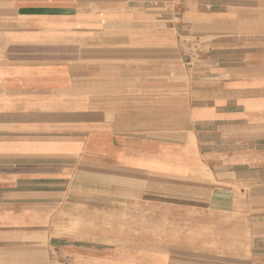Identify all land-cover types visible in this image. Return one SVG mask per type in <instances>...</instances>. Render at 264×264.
I'll use <instances>...</instances> for the list:
<instances>
[{
  "label": "crops",
  "instance_id": "obj_1",
  "mask_svg": "<svg viewBox=\"0 0 264 264\" xmlns=\"http://www.w3.org/2000/svg\"><path fill=\"white\" fill-rule=\"evenodd\" d=\"M0 264H264V0H0Z\"/></svg>",
  "mask_w": 264,
  "mask_h": 264
}]
</instances>
